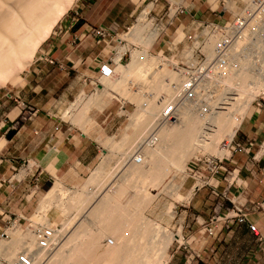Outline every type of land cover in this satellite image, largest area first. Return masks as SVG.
<instances>
[{"label":"bare ground","instance_id":"1","mask_svg":"<svg viewBox=\"0 0 264 264\" xmlns=\"http://www.w3.org/2000/svg\"><path fill=\"white\" fill-rule=\"evenodd\" d=\"M77 1L0 0V89L8 84L15 86L22 80L20 74L31 65L40 46ZM175 1L180 4L178 0ZM227 2L230 9L235 8L233 0ZM150 8L151 6L148 9ZM175 12L176 10L173 15ZM148 14V10L140 14L139 24L133 26L127 34L130 40H137L147 27ZM150 22L153 26V22ZM160 32H149L151 34L148 41H145L148 42L145 45H149L147 48L156 43ZM182 35L184 36L181 34L175 38L177 43L182 40L183 37L179 39ZM127 50L123 46L117 51V62ZM145 50L132 52L127 66L119 65L114 69L116 74H121V78L101 80L95 90L96 94L90 98L93 104L102 107L106 101L116 98L110 93L116 91L122 97H128L135 102L137 108L130 115V124L126 130L128 132L124 134L121 142L112 141L107 146L109 154L121 153L119 155H122V161L117 162L113 170H109L106 163H101L90 180L80 186L83 190L94 186V191H86L90 195L83 197L85 193L77 195L72 192L73 195L67 200L68 207H64L63 201V208L50 211L48 217L42 218L44 228H48L50 223L53 227L62 221L65 213L71 209L78 212L76 217H66L63 223L55 225L57 230L53 249L44 251L37 248L34 231L23 234L20 230H15L4 235L0 241V256H4L10 264H168L171 260L170 247L176 240L182 243L180 232L174 234L167 226L162 225L163 222L170 224L176 216L172 204L165 203L161 210L160 206L157 207L160 211L157 216L155 214L157 221L144 215V210L150 208L157 199L158 193L154 194L153 189L157 186L163 187L162 192L168 189L169 184L162 182L171 170L168 167L182 172L186 163L197 153H210L219 158L230 156L227 145L221 148L220 144L234 140L252 103L264 93V60L259 64V74L258 69L254 74L252 70L246 72L242 68L224 73V90L219 91L220 94L214 92L208 100L213 108L211 111L193 118L189 110L184 109L180 111L175 122L167 125L161 122L164 119L161 115L162 109L165 102L175 95L172 85L178 84L180 78L176 72L165 66L162 68V65H158L153 69L158 60L170 67L171 64L164 62L162 57H150V60L146 52L148 50ZM242 67L246 65L243 64ZM229 70L226 68L224 72ZM135 83L136 86L139 83L140 91L138 89V93H131V87L127 85ZM144 87L148 88L145 91H154L151 100L143 96ZM84 114L76 115L74 121L81 125L86 136L99 139V127ZM134 143L138 145L133 147ZM134 158H142V163L137 164ZM146 183L148 188L140 189L138 186ZM197 186L186 196L178 193L177 188L174 189L175 200L189 203ZM132 189L135 192L132 191L131 199L120 203L122 196ZM64 194L65 187L58 179L41 200L38 209H50L47 205L61 202L67 196L65 194L64 197ZM158 221H162V224Z\"/></svg>","mask_w":264,"mask_h":264},{"label":"crops","instance_id":"2","mask_svg":"<svg viewBox=\"0 0 264 264\" xmlns=\"http://www.w3.org/2000/svg\"><path fill=\"white\" fill-rule=\"evenodd\" d=\"M178 1L182 5V14L203 17L201 8L194 14L191 12L197 8L198 1L204 5L207 0H192L191 5L189 0ZM97 3L98 0H90L89 7L94 8L92 16L101 18L98 26L106 28L109 35L129 24L127 18L132 16L133 7L126 0ZM81 12L75 10L74 14L64 18L46 41L42 54L54 60L55 64L50 65L41 58L35 60L12 97L0 95V234L12 207L23 206L21 199L32 178L59 179L65 185H77L98 159L99 148L93 139L84 133L78 134L74 126H65L51 116L62 111L82 91L92 88L89 81L98 74L100 63L95 59L92 48L97 46V39L92 35L95 26L91 22H80ZM10 98L15 101L21 99L24 106L31 105L36 114L29 119L28 112L23 110L25 108L18 107ZM76 115L70 116L73 122ZM239 128L234 143L244 146L246 153L230 152V164L246 184L237 193L241 197L244 191L246 195L239 197L240 200H237L236 193L234 198L226 197L230 188H223L220 182L215 188L205 187L194 192L184 210L191 220L182 222L187 233L183 248L186 252L180 264H264V253L258 249L248 223L234 222L228 231L222 230L219 224L213 237L203 233V224L212 218L209 216L211 211L217 205L224 206V200L228 204L222 207L225 212L234 208L252 210L254 214H249V221L258 227L264 224V154H261L264 148V111L252 113ZM180 249L176 250L173 258Z\"/></svg>","mask_w":264,"mask_h":264},{"label":"rangeland","instance_id":"3","mask_svg":"<svg viewBox=\"0 0 264 264\" xmlns=\"http://www.w3.org/2000/svg\"><path fill=\"white\" fill-rule=\"evenodd\" d=\"M126 1L129 3L130 6L133 7L132 16L127 18L129 24L121 27L118 32H115L114 34H111L110 36H108L106 38L105 42L98 45L97 41H96L97 46H94V45L92 46V48L95 51L94 52L95 59L99 63L105 62V61L111 62L114 65V69H116V67L119 65H123L125 67L130 63L132 52H134V51L141 52V51L146 49V50H148V51H146V50L145 51L147 52L149 58L153 57L154 59L155 58L161 59V57L164 58V55H165L166 57H168L171 60L172 55H173L172 53H174V52H173V49L169 43L174 41L177 36L185 33V31H182V29L187 27V25L190 21V15L185 13V14H179L176 17V15H177L178 11L181 9L182 5L181 4L178 5L175 0H158V2H155L154 0H138V1L133 0L135 3H132L131 0H126ZM190 1H192V0L188 1L189 4H190ZM212 1H214V0H207V2L204 3V5L202 4L201 1H198V3H196L197 8H195V10L191 13L194 14L198 9L201 8L200 10L203 13V17H201L202 20H204V21L217 20L218 18H216V14L212 13L209 10V8H212L213 10H220L221 11L223 9L222 2L224 0H218L214 3ZM101 2H102V0H98L97 4H100ZM242 3H243V1L237 0L235 2V6H234L235 8L237 7L236 9L235 8L230 9L228 7L227 12H229V13L225 12V16L222 17L221 21L222 22H223V20L228 21L231 18V16L236 14L238 9L241 8ZM89 5H90V0H78L72 6V8H70L69 11L65 14L64 18L74 14L75 10H82V12L80 13V18H81V19H79L80 22H84V23L91 22L95 26V27H93V29H98L99 27L104 29V27L98 26V20H101V18H96V17L92 16V14L94 12L92 10H94V8L91 9L89 7ZM170 5H172V8H171L170 14H169ZM150 6H151V8L148 9ZM145 10H148L149 14H150V12H151V14L150 15L148 14L149 17L147 16V19H148L147 20L148 21L147 27L144 29V31L139 36V38L142 36L143 39L138 38L135 41L130 40L127 34L130 32V29L133 26L139 24L138 22H139L140 14ZM174 10H176L175 15H173ZM168 15H169L170 20L167 18ZM163 17L165 19H163ZM64 18L62 20H64ZM62 20L56 25V27L51 32L50 36L56 30L58 25H60ZM150 20H152L154 26H152V23L150 22ZM128 29H129V32H128ZM153 30L161 31L159 36L162 34L163 31H165V33L162 34V36L160 37L158 42L154 44V46H150V48H147V47H149V45L146 46L145 44H147L148 42H145V41H148L147 39L149 38V36ZM149 32H151V33H149ZM144 33L147 34V36L145 37L146 39L143 37ZM178 33H180V34L178 35ZM50 36H49V38H50ZM182 37H183V35L180 36L179 39H181ZM46 41L40 46V48L36 52L35 57L33 59V62L35 60L40 59V55L43 52L42 50L44 49ZM128 41H130V43ZM131 41H133V42H131ZM142 42L143 43L145 42V43L143 44ZM123 46L127 47L128 50L123 54L120 61L117 62L116 61L117 51L120 48H123ZM143 47H145V48H143ZM163 53H164V55H163ZM151 59L152 58H150V60ZM154 59L152 60V62L155 61ZM161 62H162L161 60H160V62L158 60L157 65H154L153 69L157 68L158 65H162V68H163V66H165V67H167L168 70H172V68L167 63H163V62L161 63ZM32 63H31V65H32ZM30 66L28 68H26L20 74L22 81H20L15 86L8 84L6 87L1 88L0 89V95L8 94L12 97L13 91L17 90L23 84L24 75L29 70ZM114 72H115V70H114ZM97 76H98V74H96V77ZM120 78H121V74L120 73L116 74V72H115V79L119 80ZM133 85L136 86V83ZM133 85L128 84L127 87H129V86L131 87V88L129 87L131 89L130 90L131 93H136V92L138 93V89L140 87L139 83L137 85L138 87L137 86L135 87ZM92 88L89 87L86 92L82 91L80 93V95L77 96V98L75 100L72 99V101L64 109H62V111L54 112L51 114V116L53 117V120L62 121L63 125H65V126H74L77 129L76 131L78 134L79 133L83 134V131H82L83 129H82V127H80L81 125L79 123H77L75 121L73 122L72 118L70 116L72 114H74V115L79 114L78 112H80V113L84 112L85 113L84 115H86L85 116L86 118H91L95 122V124L99 127L100 133L102 135V137L100 136L101 138L99 137L100 139L91 138L94 140V142L97 144V146L99 148L98 159L96 160L94 165L91 166V168L89 169L86 176H84L83 178L80 179V181L78 182L79 184L70 186L67 184L65 185L61 180H59L61 182V184L65 187V194L67 196L64 194V197L66 196L67 198L66 197L63 198V200H61V202L56 201V202L51 203V205L50 204L47 205V206H50V209H49V207L46 208V209H48L49 212L46 211V209H44L45 211L39 210L38 206H39L41 200L49 192V189L53 187L54 183L56 181H58V179L38 180V178H36V177L32 178L30 180V183L28 184L29 185L28 191L26 192L25 196L21 199L23 206H18V207L13 206L12 212L7 214L6 221L2 225V230H1V234H0V241L4 237V235H6L9 232L10 233L15 232V230L16 231L20 230L21 233L26 234L28 231H35V229H37V228H40V227L44 228V225H43L44 219H42V218L48 217L50 215V213L52 211H55L56 209L63 208L62 207L63 204H64V207L66 205H67L66 207H68L69 203L67 200L71 195H73V193L76 192L75 194H77V195L85 193L83 195V197H84L86 195L87 196L90 195V194H87V193H89V191H92V190L94 191V186H89L85 190H83V188L80 186L82 184L88 182V180H90L92 173L95 172V170L97 169V167H99V165L101 163H106V165L109 166V170H113L114 166L117 165V162L119 163L122 161L121 160L122 155L121 156L119 155L121 153H118V154L117 153L116 154L110 153L109 154V151L107 150V146L109 145L108 143H111L112 141L118 142V143L122 141L124 134H126V132H128L126 130L128 129V125L130 124V115L134 114L137 106L135 105V102L130 101L128 97H125V98H124V96L122 97L116 91L115 92L110 91V93H112L116 97L115 99H111V101H106V103H104L105 105H102V107L95 105L92 103V101H90V98L92 97V95L96 94L95 93L96 91H93ZM145 89H148V88L144 87L145 93L143 92L144 93L143 96L144 95L147 96V94L149 93L148 95H150V98L148 97V99L151 100L154 91L153 90L151 91L150 89L145 91ZM139 91H140V89H139ZM218 94H220V93H218ZM10 99L15 101L13 98H10ZM17 100L18 101H15V103L18 107H20V103L22 102V100L21 99H17ZM258 104L262 105L263 109H261V110L264 111V93L252 103V105H251L250 109L248 110V112L245 116V119H244V121L240 127H242L246 123L247 118L249 116H251L252 113H254L258 110ZM77 107H78V109H77L78 112H76ZM23 110H25L26 113L28 112L27 116H29V119L34 114H36V111L33 110V107H31V105H28V104L26 105L25 109H23ZM74 112H76V113H74ZM188 112L191 113V115L190 114L189 115L193 118L197 117L198 115H199L198 117L202 116L199 113L197 114V113L192 112L190 110ZM237 133H238V131H237ZM104 140H106V142H104ZM138 142H140V141H138ZM232 142H230V143L223 142L220 144V146H221V148H224L225 143L227 146H229ZM137 143L132 144V146L133 145H134L133 147H135V145L137 146L138 145ZM262 151H263V153L261 152V154H264V148L262 149ZM104 154H106V155L109 154V156L105 157ZM230 157H231V154H230V156L225 155L224 157L219 158V156H217V155L215 156L214 154H210V153H203V152L197 153L194 155L193 158L191 157L192 159L188 163H186V168L182 172L173 169L174 167L172 168V167L167 166L169 168V170L170 169L171 170L169 171V173H167V176L165 177V179H163L162 182L165 184L166 183L169 184L168 189H166L163 192H162V190H163L162 186H157L155 190L153 189L154 194L158 193L159 195L157 194V199H156V201H153V203L150 205V208H147L144 210V215L146 217H148L149 219L157 221L155 214L157 216L158 212H160L157 207L160 206L161 208H159V209L161 210V209H163L162 206H164L165 203L172 204L174 211L176 212L175 218L172 219L170 221V224H168V225H166V222L165 223L163 222V224H162V221L161 222L158 221V222L160 224H162L163 226H167L168 229L174 234H178L180 232L182 235V238H183L182 243H179V241L176 240V241H174L173 245L170 247L169 254L171 256L170 257L171 260L169 261L168 264H180L184 260V256H185L184 252H186V251L183 250V248L186 246L185 234L187 232H185V231L187 230V227H184L182 222L185 221V222L189 223V221L191 220L189 215L184 214V210H186V208L190 204L191 200L189 201V203H187V201H182V202L176 201L174 196H173L174 192L176 191L174 189L177 188L178 193L182 194L183 196H186L189 193V191H191V189L193 187H195L196 185L201 186L203 184V182H210L211 181L210 187H212V188H215L216 185L218 184L217 182H220V184L223 185V188L224 187L230 188V190L226 192V197L228 196L230 198H234V195L236 193L237 198H239L241 194L237 193V192H241L242 187L244 186V188H245L246 184H244L242 178L239 176V174L235 170L234 166L232 164H230V161L232 160V158H230ZM216 159L223 160L222 165L226 167L227 171L222 172L218 176H215L212 180L213 173L211 172V168H212L211 164L214 161H216ZM140 185H138L140 187V189H142V187L148 188L147 183L144 184V186L143 185L140 186ZM87 189H89V190H87ZM86 191H87V193H86ZM132 191L135 192L134 189L128 190V192L126 191L127 193L125 192L126 194H124L122 196V198L120 199V203L121 202H122V204L126 203V201L128 199H131V197L133 196ZM245 195L246 194L243 191V195L240 198H244ZM240 198L237 200H240ZM63 201H64V203H63ZM66 201H67V203H66ZM223 204H224V206H228L227 201H225V200H224ZM70 206H71V204H70ZM153 208H155V209H153ZM216 208H217V206L214 208V210L211 211V213L209 215L210 217L218 216V213L215 210ZM76 211L77 210L71 209L69 212L65 213V218H63L62 221L64 222L65 221L64 219H67V218L72 219V218L76 217V215L78 213V212L76 213ZM244 212L247 214H250V213L254 214L252 212V210L244 211ZM62 221L57 222L56 224H54L53 227H52V223H50L51 226L48 228H51L53 230H57L56 226L59 225ZM45 228H47V227H45ZM180 247H181L180 252H182V253L179 252L176 255V257L173 258L172 256L174 255L176 250L179 249ZM19 251H21V250H19ZM8 262L9 261L4 256H0V264H10V262L9 263ZM70 263H72V262H70Z\"/></svg>","mask_w":264,"mask_h":264},{"label":"built area","instance_id":"4","mask_svg":"<svg viewBox=\"0 0 264 264\" xmlns=\"http://www.w3.org/2000/svg\"><path fill=\"white\" fill-rule=\"evenodd\" d=\"M154 1L158 2V0ZM216 1L218 0L212 2ZM227 1L222 2L223 9L221 11L209 8L212 13L216 14L217 20L204 21L201 16H190L187 27L182 29L185 31L182 40L178 43L175 40L169 43L174 52L171 60L163 53L164 62L171 64L172 70L178 74L180 82L172 85L175 95L165 102L161 114L164 119L161 122L170 125L177 120L178 114L184 109L200 115L211 111L213 108L208 100L214 95V92L219 93V91L224 90V83H222L224 73L238 71L242 68L246 72L252 70L255 74L260 62L264 60V0L243 2L238 13L231 16L228 21L223 20L222 22V17L225 16L229 7ZM233 1L235 3L237 0ZM171 8L172 5L169 7V14ZM182 13L180 9L176 17ZM167 18L170 20L169 15ZM163 19L165 18L163 17ZM92 35L96 37L97 44L102 43L104 39L110 36L108 30L101 27L93 29ZM146 36L147 34L144 33L143 37ZM40 58L50 65L55 64V61L49 59L45 54H41ZM243 64L246 67H242ZM60 67L63 68L62 65ZM226 68L230 70L224 72ZM257 73H261V70L258 69ZM114 77V65L107 61L101 62L98 76L91 79L89 84L95 91L101 84V80H110ZM146 97L150 98V95L147 94ZM20 105L26 107L22 103ZM261 109H263L262 105L258 104V111L260 112ZM155 128L157 129L156 126ZM227 148L230 149L231 154L235 152L246 153V148L234 143V141ZM133 160L137 164L142 163V158H134ZM222 163L223 160L216 159L211 164L212 180L215 176L227 171ZM210 183L211 181L203 182L201 186L195 188V191L210 187ZM222 207L217 205L215 210L218 216L210 218L208 222L203 224V233L208 237H213L219 224H221L222 230L228 231L234 222L248 223L250 232L256 238L258 249L264 253V224L258 227L251 223L248 219L249 214L245 213L242 208H234L225 212ZM34 232L37 248L45 251L55 247V230L40 227Z\"/></svg>","mask_w":264,"mask_h":264}]
</instances>
